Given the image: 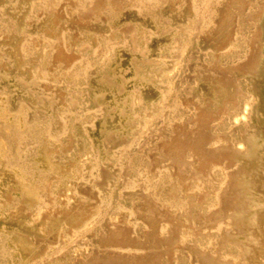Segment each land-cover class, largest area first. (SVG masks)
Here are the masks:
<instances>
[{
	"label": "bare ground",
	"instance_id": "1",
	"mask_svg": "<svg viewBox=\"0 0 264 264\" xmlns=\"http://www.w3.org/2000/svg\"><path fill=\"white\" fill-rule=\"evenodd\" d=\"M0 264H264V0H0Z\"/></svg>",
	"mask_w": 264,
	"mask_h": 264
}]
</instances>
